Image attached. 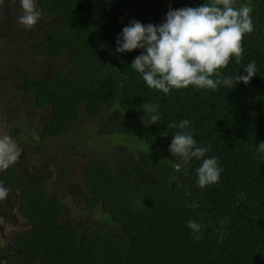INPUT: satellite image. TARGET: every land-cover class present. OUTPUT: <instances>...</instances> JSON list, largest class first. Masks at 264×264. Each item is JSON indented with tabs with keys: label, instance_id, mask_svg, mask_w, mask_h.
<instances>
[{
	"label": "trees",
	"instance_id": "16d2710c",
	"mask_svg": "<svg viewBox=\"0 0 264 264\" xmlns=\"http://www.w3.org/2000/svg\"><path fill=\"white\" fill-rule=\"evenodd\" d=\"M208 2L37 0V23L46 26V36H31L29 56H17L8 80L35 108L48 111L36 127L35 148L46 151L44 142L67 136L85 113L103 116L97 127L104 137L131 136L149 150L121 145L111 160L81 159L83 187L73 184L72 191L93 215L80 224L61 220L63 204L49 195L48 168H40L45 156L37 170H0V183L9 190L0 200L3 223L14 221L15 209L27 222L0 242V264H264V153L257 148L264 142V0H234L236 7H252L253 31L242 40L240 63L232 58L220 71L245 75L255 61L257 72L247 85L189 86L165 95L148 88L131 67L142 50L115 51L130 21L160 25L169 8ZM11 38L22 44L28 39L20 32ZM39 59L54 65L38 73L33 65ZM144 103L159 106L155 125L142 122ZM185 119L197 146L210 151L176 172L178 158L168 148L178 129L168 124ZM213 157L219 181L201 189L196 170ZM189 221L200 230L189 229Z\"/></svg>",
	"mask_w": 264,
	"mask_h": 264
},
{
	"label": "clouds",
	"instance_id": "9594fccd",
	"mask_svg": "<svg viewBox=\"0 0 264 264\" xmlns=\"http://www.w3.org/2000/svg\"><path fill=\"white\" fill-rule=\"evenodd\" d=\"M2 4L3 0H0V15L3 14ZM19 4L22 11L17 23L30 30L41 17L37 0H19ZM252 10L247 4L236 7L234 0H210L199 7L178 10L169 8L160 25L130 21L117 37L115 51L130 53L142 50L131 67L142 76L148 88L165 95L172 89L189 86L198 90H216L221 85L230 89L237 83L247 85L256 75L255 61L243 69L245 75L222 76L220 70L226 68L232 58L240 63L242 40L253 31ZM158 107L151 103L142 105L145 127L155 125L161 119ZM189 124L186 119L168 124L169 128L178 129L168 148L171 155L178 158L173 165L176 172L182 171L193 158L201 160L210 151V146H197L192 133L187 131ZM257 148L264 153V142ZM20 155L21 149L10 136H0V170L16 163ZM196 171L201 189L217 183L221 172L218 158L203 159ZM8 192L0 183V200L5 199ZM187 227L193 231L200 230V225L194 221H189Z\"/></svg>",
	"mask_w": 264,
	"mask_h": 264
},
{
	"label": "rangeland",
	"instance_id": "374dc122",
	"mask_svg": "<svg viewBox=\"0 0 264 264\" xmlns=\"http://www.w3.org/2000/svg\"><path fill=\"white\" fill-rule=\"evenodd\" d=\"M2 8L3 14L0 15V136L8 135L23 149L31 150V152L24 150L21 161L17 163L18 167L23 166L28 160V165H33L31 170H37L44 156L47 158L40 168L44 170L48 168L46 188L49 195L58 198L63 204L61 220L80 224L93 215L90 210L78 203L72 191L73 184L83 187V182L80 180L81 159L84 161L91 158L111 160L114 148L121 145L130 147L133 151H140L146 147L149 150V147L147 145L144 147L145 145L137 141V138L131 136L104 137L99 130L103 116L91 118L85 113H80L78 121L67 128L68 131L65 133H68L67 136L44 142V145H48V149L39 152V149L35 148V144L40 142L36 127L47 118L48 111L35 108L30 97L12 89L8 80L13 75L11 67L20 62L17 56H20V53L24 57L29 56L30 50H26L28 47L26 45H29L31 36L38 33L45 37L46 26L38 23L37 29H33L32 33L20 27L17 23L22 11L19 0H3ZM43 22L46 23L47 20ZM16 32H20L23 38L28 37L25 44L14 42L11 36ZM52 65H54L53 62L39 59L33 65V69L45 74ZM6 73L8 75H5ZM34 152H39L37 158L33 155ZM35 161L37 163H34ZM64 168H66L65 172L62 173ZM24 172L27 171L24 170ZM10 202L12 203L11 200ZM13 211L15 212H12L14 221L10 225H5L0 217V242H5L8 235H12L17 228L27 225V222L16 214L17 210Z\"/></svg>",
	"mask_w": 264,
	"mask_h": 264
},
{
	"label": "flooded vegetation",
	"instance_id": "af4514ba",
	"mask_svg": "<svg viewBox=\"0 0 264 264\" xmlns=\"http://www.w3.org/2000/svg\"><path fill=\"white\" fill-rule=\"evenodd\" d=\"M6 118H7V117H6ZM7 119H8V118H7ZM1 135H3V134H1ZM17 145H18L19 148L21 149V155H20L18 161H17L16 163L13 164V166H16V167H18V166H17V163L21 161V158H22V156H23L24 153H25L24 150H27V149H23V148L20 146V144H17ZM27 151L31 152V150H27ZM34 153H35V154H34L35 157L37 158V156H38V152H34ZM26 165H28V160L25 162V164H24L23 166H20V167H18V168H23V169H25L27 172L31 171L32 166H29V165L26 166Z\"/></svg>",
	"mask_w": 264,
	"mask_h": 264
}]
</instances>
